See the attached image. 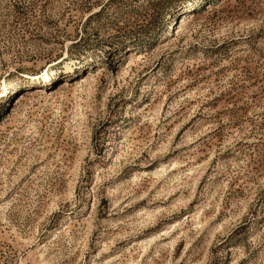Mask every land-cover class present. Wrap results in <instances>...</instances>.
<instances>
[{
  "label": "rangeland",
  "instance_id": "rangeland-1",
  "mask_svg": "<svg viewBox=\"0 0 264 264\" xmlns=\"http://www.w3.org/2000/svg\"><path fill=\"white\" fill-rule=\"evenodd\" d=\"M0 264H264V0H0Z\"/></svg>",
  "mask_w": 264,
  "mask_h": 264
}]
</instances>
